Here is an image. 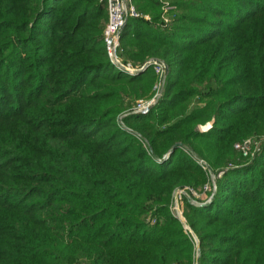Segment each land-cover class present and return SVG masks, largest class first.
I'll list each match as a JSON object with an SVG mask.
<instances>
[{
	"label": "trees",
	"instance_id": "1",
	"mask_svg": "<svg viewBox=\"0 0 264 264\" xmlns=\"http://www.w3.org/2000/svg\"><path fill=\"white\" fill-rule=\"evenodd\" d=\"M132 3L149 20H126L121 61L167 66L146 114L155 75L109 62L104 0H0V264H264V144L232 148L264 133V0H170L165 25ZM193 156L222 168L182 198L197 256L168 207L206 180Z\"/></svg>",
	"mask_w": 264,
	"mask_h": 264
},
{
	"label": "built area",
	"instance_id": "2",
	"mask_svg": "<svg viewBox=\"0 0 264 264\" xmlns=\"http://www.w3.org/2000/svg\"><path fill=\"white\" fill-rule=\"evenodd\" d=\"M105 2V11H106V20L102 29V43L105 55L109 62L117 69L122 72L132 74L136 73L147 66L152 67L155 74L157 75V81L153 86L155 93L147 100L139 99L137 100V104L135 107H132L130 112H136L139 114L146 113L156 102L157 98L160 96L161 89L164 85V69L163 63L154 59H148L143 62L140 66H131L128 63H123L119 57L120 52V32L123 28L126 20L128 18H143L145 20H149V16L147 14L139 13L133 3L132 0H104ZM165 25L167 23V19L163 18ZM204 127L201 131H204L208 128ZM233 150L241 157H245L248 155L249 151V139H241L236 141L232 145ZM259 146L257 151L259 150ZM255 152V154L257 153ZM254 154V155H255ZM253 155V156H254ZM195 162L199 165L200 168L203 169L206 173L208 172V166L201 158L193 156ZM203 190H206L208 195L205 196V202L209 201L215 191V185L213 182L211 185L205 184L203 186ZM197 195L195 189H192L189 186H184L182 188H176L173 193L171 200L169 202V210L175 216L183 220L182 218V209L180 204L182 203V198L185 196L189 199L190 203L197 204L198 202L193 200V197Z\"/></svg>",
	"mask_w": 264,
	"mask_h": 264
},
{
	"label": "rangeland",
	"instance_id": "3",
	"mask_svg": "<svg viewBox=\"0 0 264 264\" xmlns=\"http://www.w3.org/2000/svg\"><path fill=\"white\" fill-rule=\"evenodd\" d=\"M134 1V0H133ZM159 2H160V6H159V19H158V24L160 25V23L159 22H163L164 23V21H163V18H166V19H168L169 18V16H171L169 13H167L169 10H171V11H173V9H174V7H173V5H171L170 4V0H158ZM134 5V4H133ZM143 14H147L148 16H149V14L148 13H143ZM142 14V15H143ZM168 14V15H167ZM148 21V20H147ZM155 24V23H154ZM162 26V25H161ZM149 59H154V60H157V61H159V62H162L163 63V69H164V72H163V75H164V80H165V75H166V70H167V66H166V63L164 62V60L163 59H160V58H157V57H151V58H149ZM133 67V66H132ZM151 69H152V67H151ZM152 72H153V74L155 75V81H154V83H153V85H152V87H151V89H150V91H149V93H148V95H145V96H142V97H137V98H135L132 102H131V105H130V109L132 108V107H135L136 106V104H137V100H139V99H142V100H147V99H149L154 93H155V91H154V89H153V86H154V84L156 83V81H157V75L155 74V72H154V70L152 69ZM162 91H163V88L161 89V92H160V95H161V93H162ZM152 109V107L147 111V112H149L150 110ZM128 111V110H127ZM127 111L126 110H124V111H122L121 113H119L117 116H116V122H117V124L119 125V126H121L122 128H126L127 130H129L128 129V127L126 126V125H124L123 124V122H122V117L127 113ZM146 112V113H147ZM146 113H144V114H146ZM210 124H211V121H208V122H205L204 124H199V125H197L196 127H197V129H199L200 131L202 130V128H204V127H207V126H210ZM246 138H248L249 139V151H248V155L247 156H245V157H241V156H236L237 157V161H239L240 163H244V162H246V161H249L250 159H252L253 158V155L255 154V152L257 151V148H258V146H259V148L261 147V145H263L264 144V133H262V134H258V135H253V136H249V137H244L243 139H246ZM239 141V140H238ZM233 145V144H232ZM202 160H204V159H202ZM234 161H236V160H233L232 158L229 160V162L227 163V166H229V167H233V166H235V163H234ZM204 162L207 164V162L204 160ZM207 166H208V164H207ZM201 170H203L202 168H200ZM222 169V168H221ZM220 168L218 169V170H212L211 171V169L209 168V166H208V172L206 173L205 171V175H206V180L204 181V183H203V185L201 186V188L200 187H198L197 189H196V192H197V195L195 196V197H193V200H197V199H199V200H202L205 196H207L208 195V193H207V191L206 190H203V186L205 185V184H208V186L209 185H211V183L213 182V184L215 185V179L219 176V175H221V173H222V170H221ZM184 186H187V185H184ZM184 186H176V187H174L173 188V190L171 191V195H170V199H169V202H170V200H171V197H172V193H173V191L176 189V188H182V187H184ZM180 207H182V203L180 204ZM182 209V208H181ZM181 223H182V228H183V230L185 231V232H187V233H189L190 235H191V238H192V240H193V242L195 243V237H194V235H192V233H191V231H190V229L188 228V226L184 223V220H181L180 218H178V217H176ZM183 218V217H182ZM196 243H195V256H197V249H198V247H196Z\"/></svg>",
	"mask_w": 264,
	"mask_h": 264
},
{
	"label": "water",
	"instance_id": "4",
	"mask_svg": "<svg viewBox=\"0 0 264 264\" xmlns=\"http://www.w3.org/2000/svg\"><path fill=\"white\" fill-rule=\"evenodd\" d=\"M174 146H172V148H173ZM196 247H197V245H196Z\"/></svg>",
	"mask_w": 264,
	"mask_h": 264
}]
</instances>
